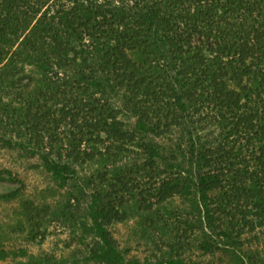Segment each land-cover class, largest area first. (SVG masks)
Wrapping results in <instances>:
<instances>
[{
    "label": "trees",
    "instance_id": "16d2710c",
    "mask_svg": "<svg viewBox=\"0 0 264 264\" xmlns=\"http://www.w3.org/2000/svg\"><path fill=\"white\" fill-rule=\"evenodd\" d=\"M172 132V148L156 141ZM0 148L37 156L69 187L57 205L20 202L27 240L71 221L87 192L85 250L14 264H140L108 229L134 214L150 227L178 218L161 264H187V228L204 252L264 264V250H242L264 228V0H0ZM84 164L95 168L79 179ZM6 172L18 183L0 193L8 202L24 183ZM175 196L189 207L169 209ZM10 255L27 254L0 241Z\"/></svg>",
    "mask_w": 264,
    "mask_h": 264
},
{
    "label": "rangeland",
    "instance_id": "374dc122",
    "mask_svg": "<svg viewBox=\"0 0 264 264\" xmlns=\"http://www.w3.org/2000/svg\"><path fill=\"white\" fill-rule=\"evenodd\" d=\"M31 73L32 67H25ZM120 117L127 125L132 124V118L127 113H122ZM175 132L165 137L156 138V141L165 148L173 147L176 141ZM168 151V149H167ZM79 179L88 177L95 168V165L84 164L74 165ZM6 170L10 171L14 178L24 183L22 194L11 201H0V241L6 251L18 252L25 250L27 255L12 257L0 260V264H14L17 261H24L28 256L49 254L58 258H68L70 252H81L86 249L84 245H79L77 239L80 237V220L87 215V192L81 190V203L71 221L63 219L47 220V231L41 240H27L24 233L18 232L15 225L22 217L20 202L23 199H31L36 204L57 205L66 195L64 188L58 187L52 180L49 173L41 166L37 156L25 157L18 150L0 148V176H7ZM1 178V177H0ZM18 186L16 181L0 179V193ZM164 205V204H163ZM166 206L175 211L188 208L189 204L181 198L175 196ZM176 218V219H175ZM178 218L167 216L168 227H163L159 222L156 226L142 222L140 214L129 215L124 221L114 222L108 229L117 242L118 248L124 253L127 260L136 259L140 264H161L167 258L171 249L176 252L178 246L176 236ZM181 220V219H180ZM147 224V225H146ZM149 225V226H148ZM172 228V229H171ZM256 235L257 238H254ZM202 239L200 232L188 229L186 238L182 240L180 246L183 248L181 256L187 264H231V258L226 253L204 252L199 247ZM244 252H254L264 250V228L256 229L250 234L242 236ZM88 239H84L86 244Z\"/></svg>",
    "mask_w": 264,
    "mask_h": 264
}]
</instances>
